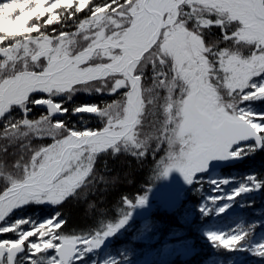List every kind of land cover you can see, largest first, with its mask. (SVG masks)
I'll use <instances>...</instances> for the list:
<instances>
[{"label":"snow or ice","instance_id":"1","mask_svg":"<svg viewBox=\"0 0 264 264\" xmlns=\"http://www.w3.org/2000/svg\"><path fill=\"white\" fill-rule=\"evenodd\" d=\"M108 152L151 154L154 176L175 169L196 192L207 183L219 193L207 201H224L217 213L264 191L262 175H219L264 152V0H0V237L12 234L0 238V264H105L93 254L147 193L124 197L119 218L91 231H64L58 209ZM36 208L51 212L23 215ZM251 230L205 235L232 251ZM251 252L264 258V241Z\"/></svg>","mask_w":264,"mask_h":264},{"label":"trees","instance_id":"2","mask_svg":"<svg viewBox=\"0 0 264 264\" xmlns=\"http://www.w3.org/2000/svg\"><path fill=\"white\" fill-rule=\"evenodd\" d=\"M213 34L218 35V30H214ZM74 99L76 103H91L101 100L110 101L115 99V96L79 94ZM31 115L38 118L40 113L33 111ZM75 120L76 118L73 117V121ZM83 123L96 126L99 121L85 119ZM163 154V151L159 152L155 159H159ZM94 168L91 183L78 190L75 197L69 198L58 209L66 220L64 227L66 232L91 231L101 223H107L109 220L114 222L119 218L120 209L124 207L122 203L124 197L135 202L136 196L149 192V189L145 188L146 185L153 186L160 179V176H154L155 162L151 154L147 158L138 159L125 152L116 154L108 152L98 157ZM252 173L264 176V152H257L246 157L236 166V170L233 173L228 172L226 177H235L239 180ZM224 190L229 191V186H224ZM203 198L202 191H192L177 210L169 214L164 211L162 224L154 225L153 235H157L155 245H147L137 240V233L141 227L133 226L131 230L127 228L122 230L119 233L122 237L115 242L113 249V253L118 255L119 263L122 264L125 261L133 263L148 251L154 255L158 253L156 249L165 244L183 242L190 238L192 239L190 246L194 249L192 257L183 260L181 255H175L172 260L165 261L163 264H264V258L253 255L251 252L252 245L264 239V191L237 197L232 203L233 209L237 211H225L215 218L211 216L214 213L213 208H210L207 215L197 209ZM248 199H254L255 204L250 208L241 207V203ZM189 205L193 206L197 213L191 221L187 222L185 215ZM50 212L49 208H36L23 215L43 217ZM249 225H252V230L249 231L242 247L232 251L214 247L200 234L202 226L227 232L237 228L247 229ZM11 235L4 234L0 238Z\"/></svg>","mask_w":264,"mask_h":264},{"label":"rangeland","instance_id":"3","mask_svg":"<svg viewBox=\"0 0 264 264\" xmlns=\"http://www.w3.org/2000/svg\"><path fill=\"white\" fill-rule=\"evenodd\" d=\"M116 98V97H115ZM222 178V177H221ZM183 182H184V179L182 177V175L175 169L171 170L169 172V174L165 177V176H160V179L159 181L154 185V190H149L148 194H147V199L151 200L153 198H156L157 197V194H158V189L161 188V187H169L171 189H175V188H182L183 187ZM229 186V191L234 188L235 186L233 185H227ZM197 187V186H194V188ZM194 188L190 191H194ZM202 193H203V196L204 198L201 199L200 203L198 204L197 206V209H199V206L201 204H205L206 206H208L209 210L210 208H213V211L214 213L211 214L212 218H215L217 215L221 214V213H217L215 211V208L217 207L218 204H222L224 203V201H218L214 204H211L210 201H207V197L210 196V195H214V194H219V193H213L211 190H210V186L205 183L203 185V188H202ZM225 193H227L228 191H225ZM163 197L165 198L166 197V194H163ZM153 204L149 203L148 205L145 206L144 209H142L141 211V215H144L146 213H150L152 210H153V207H152ZM188 210H186V221L189 222L193 219V217L196 215V210H194L193 206L189 205L188 207ZM233 206L231 204V207L229 209H227L226 211L227 212H231L233 211ZM209 213V211H208ZM139 214V216H140ZM35 217L37 218H42L38 215H34ZM128 230H131L132 227H127ZM208 231H219V230H216V229H213L212 227H205V226H202L201 229H200V234L202 235V237L204 238L205 241L209 242L210 244H212L208 239H207V236L205 235L206 232ZM155 232V227L154 226H148V227H143L140 229V231L137 233V240L139 241H142L144 242L145 244L147 245H155L156 244V236L157 235H153V233ZM121 235V234H119ZM191 241L192 239L188 238L186 239L185 241H180V242H175V243H169V244H165L163 246H161L160 248H157L156 251L158 253L156 254H151V260H150V263L149 264H163L165 261H169V260H172L173 257L175 255H181L185 250H187L188 248H193L192 246H190L191 244ZM261 241H264V239H261L259 241H256L255 243H258V242H261ZM106 243V242H105ZM148 252H146L139 260L137 261H134L132 263V261H125V263H122V264H137L141 259H143L146 254H148ZM93 255H95V257L98 259V260H101V261H104L105 264H107V261L108 260H115L116 261V264H120L119 263V259L117 258V256H114V254H106L104 255V257L102 259H100L98 257V253H94ZM88 261L85 263V264H90V261L93 259V256H89L86 258Z\"/></svg>","mask_w":264,"mask_h":264},{"label":"flooded vegetation","instance_id":"4","mask_svg":"<svg viewBox=\"0 0 264 264\" xmlns=\"http://www.w3.org/2000/svg\"><path fill=\"white\" fill-rule=\"evenodd\" d=\"M34 112H39L41 113L43 111V108H37V107H34ZM242 163L239 162V163H236L234 165H224L222 167H220L219 169V175L224 178L226 177V174L228 172H234L236 170V166H238V164ZM234 175V174H233ZM159 180H157L154 185L158 182ZM186 182L184 180L183 184L184 185ZM154 185L153 186H149V185H146L145 188L146 189H149V190H154ZM186 188L185 190L183 191V193L181 194L182 196V199H183V202L184 200L187 198V195L189 194V192L194 188V186H191L190 184L186 183ZM176 189H179V188H175V189H171L169 187H161L158 189V194H157V197L156 198H153L151 200L147 199L146 200V203L143 205V206H137L135 208L132 209V216L130 217L128 223L120 230H118L117 233L113 234L111 237L107 238L105 241H104V244L102 245V247L96 252L98 253V257L100 259H102L104 257V255L110 253V254H114L113 253V249H114V246H115V242L120 239L122 237V235H119V233L126 229L127 227H135V226H138V227H148V226H154V225H160L162 224L163 222V212L166 211L168 214L169 213H172V212H168L166 210V201L169 197H171L172 195H174V191ZM148 194V193H147ZM163 194H166V197L164 198L163 197ZM149 203L153 204L152 207H153V210L150 212V213H146L144 215H141V211L142 209L145 208L146 205H148ZM140 214V216H139ZM139 230V229H138ZM137 230V231H138ZM106 242V243H105ZM51 254V253H50ZM151 254V253H150ZM114 256H117L118 258V255L117 254H114ZM150 260H151V257H150ZM88 260L85 259V262L84 264L87 262Z\"/></svg>","mask_w":264,"mask_h":264},{"label":"water","instance_id":"5","mask_svg":"<svg viewBox=\"0 0 264 264\" xmlns=\"http://www.w3.org/2000/svg\"><path fill=\"white\" fill-rule=\"evenodd\" d=\"M37 108H42L41 106H35ZM244 160V159H243ZM243 160H240V161H237V162H234L230 165H234L236 163H239ZM186 183L183 185L182 188H179V189H176L174 191V195H172L171 197H169L166 201V210L168 212H172L174 211L175 209H178L182 204H183V199H182V196L181 194L183 193V191L185 190L186 188ZM237 211V209H234L232 212H235ZM194 254V249L193 248H188L187 250H185L182 254H181V258L183 260L185 259H188L190 257H192V255ZM150 257H151V254L148 253L141 261H139L137 264H149L150 263Z\"/></svg>","mask_w":264,"mask_h":264}]
</instances>
